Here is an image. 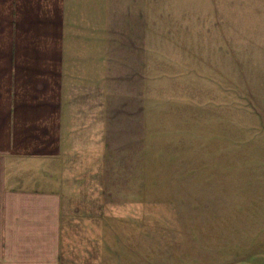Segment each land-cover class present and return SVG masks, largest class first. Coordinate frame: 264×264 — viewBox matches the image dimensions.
Segmentation results:
<instances>
[{
  "label": "crops",
  "instance_id": "crops-1",
  "mask_svg": "<svg viewBox=\"0 0 264 264\" xmlns=\"http://www.w3.org/2000/svg\"><path fill=\"white\" fill-rule=\"evenodd\" d=\"M155 3L0 0V264H141L104 200L111 152L150 129Z\"/></svg>",
  "mask_w": 264,
  "mask_h": 264
},
{
  "label": "rangeland",
  "instance_id": "rangeland-1",
  "mask_svg": "<svg viewBox=\"0 0 264 264\" xmlns=\"http://www.w3.org/2000/svg\"><path fill=\"white\" fill-rule=\"evenodd\" d=\"M154 15L150 129L111 152L104 204L136 224L119 255L264 264V0H156Z\"/></svg>",
  "mask_w": 264,
  "mask_h": 264
}]
</instances>
